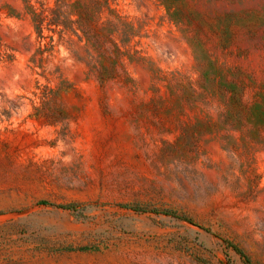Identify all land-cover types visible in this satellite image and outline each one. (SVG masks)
Instances as JSON below:
<instances>
[{"label":"rangeland","instance_id":"obj_1","mask_svg":"<svg viewBox=\"0 0 264 264\" xmlns=\"http://www.w3.org/2000/svg\"><path fill=\"white\" fill-rule=\"evenodd\" d=\"M0 264H264V0H0Z\"/></svg>","mask_w":264,"mask_h":264}]
</instances>
